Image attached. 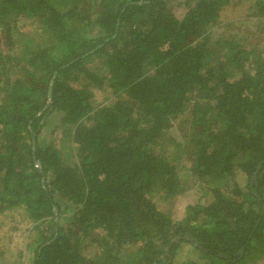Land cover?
<instances>
[{
    "label": "trees",
    "instance_id": "1",
    "mask_svg": "<svg viewBox=\"0 0 264 264\" xmlns=\"http://www.w3.org/2000/svg\"><path fill=\"white\" fill-rule=\"evenodd\" d=\"M247 3L264 32V0H0V216L31 264H264V50L220 32Z\"/></svg>",
    "mask_w": 264,
    "mask_h": 264
},
{
    "label": "rangeland",
    "instance_id": "2",
    "mask_svg": "<svg viewBox=\"0 0 264 264\" xmlns=\"http://www.w3.org/2000/svg\"><path fill=\"white\" fill-rule=\"evenodd\" d=\"M221 30L220 32L231 33L237 31L244 36L255 33L251 38L252 42L257 43L264 50V32L260 22L253 18L249 12V4L230 6L221 13ZM22 26V25H21ZM214 33H218L217 27ZM245 38V39H246ZM249 38V39H250ZM112 95L108 91L96 92L93 98V107L110 106L113 104ZM52 132V133H51ZM52 137L59 138V146L62 145L60 130H56L55 120L50 122L48 129L44 135L42 133L40 140H50ZM239 181H243L239 177ZM194 187L185 197L174 203L173 214L176 220H181L184 216L186 206L194 204L198 197L199 191ZM163 206V205H162ZM165 206L162 207V209ZM13 221V222H12ZM35 232L23 214L19 212H10L4 216H0V263L1 264H31L33 259V248H29L31 240L34 238ZM189 248L185 246L183 251H179V264L186 260L190 254L186 252ZM89 254L94 253V249L88 250ZM2 254V255H1ZM190 257H192L190 255ZM20 264V263H19Z\"/></svg>",
    "mask_w": 264,
    "mask_h": 264
},
{
    "label": "water",
    "instance_id": "3",
    "mask_svg": "<svg viewBox=\"0 0 264 264\" xmlns=\"http://www.w3.org/2000/svg\"><path fill=\"white\" fill-rule=\"evenodd\" d=\"M262 165H263V163H261L260 165H259V168H258V171L261 169V167H262ZM256 174H257V172H256ZM255 174V175H256ZM187 241H189L190 242V244L194 247V248H198V249H201L202 250V246H201V244L199 243V242H197L191 235H187L186 236V238H185ZM176 241H179V239H176V240H174L172 243H171V245H173V243L174 242H176ZM169 249H170V246L167 248V250H166V254H168L169 253ZM244 252V249L242 250V253ZM165 257V256H164Z\"/></svg>",
    "mask_w": 264,
    "mask_h": 264
}]
</instances>
